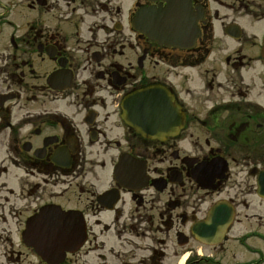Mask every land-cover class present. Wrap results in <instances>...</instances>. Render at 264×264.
I'll return each mask as SVG.
<instances>
[{
    "label": "flooded vegetation",
    "instance_id": "flooded-vegetation-1",
    "mask_svg": "<svg viewBox=\"0 0 264 264\" xmlns=\"http://www.w3.org/2000/svg\"><path fill=\"white\" fill-rule=\"evenodd\" d=\"M181 262L264 264V0H0V264Z\"/></svg>",
    "mask_w": 264,
    "mask_h": 264
},
{
    "label": "water",
    "instance_id": "water-1",
    "mask_svg": "<svg viewBox=\"0 0 264 264\" xmlns=\"http://www.w3.org/2000/svg\"><path fill=\"white\" fill-rule=\"evenodd\" d=\"M157 16H158V20L168 21L170 19V16L167 14L164 15L159 14ZM150 17H153L155 19V15ZM142 18L144 19V16H142ZM155 20L154 22L157 23ZM150 24L152 25V27L148 28L149 26L146 24L148 27L145 26L144 28H142L143 31H145L148 34H151L153 37H155L158 40L170 43V32H168V30H159L153 27V23ZM166 25L169 26V24ZM165 96L167 97V95ZM172 102L173 100L170 99V112H167L166 110L161 108L162 106H165L168 103L164 95L158 92V90L150 89L139 95L130 97L128 102H126V105L128 107L129 116L131 117L130 121H132L133 123H137L138 120L141 121V119H149V118L152 119L153 121H165L167 120V117H169L170 119L172 115L177 112L174 106L172 105ZM151 106H155V107L157 106V108H154L152 110ZM158 129H161V126H158ZM48 230L52 231L53 233H56V230H61V233H63V235L66 234V232L69 230L71 232V229L69 227L65 228L64 226L61 227V226L49 225ZM48 248L49 249L55 248V244L51 242L48 243Z\"/></svg>",
    "mask_w": 264,
    "mask_h": 264
},
{
    "label": "rangeland",
    "instance_id": "rangeland-1",
    "mask_svg": "<svg viewBox=\"0 0 264 264\" xmlns=\"http://www.w3.org/2000/svg\"><path fill=\"white\" fill-rule=\"evenodd\" d=\"M247 48H248V45L245 43L243 45L244 52H245V49H247ZM238 247L241 248V246H238ZM241 251L242 250H239V253H238L239 254V257H238L239 261L246 260L247 259V253H246V251H244V252H241Z\"/></svg>",
    "mask_w": 264,
    "mask_h": 264
},
{
    "label": "bare ground",
    "instance_id": "bare-ground-1",
    "mask_svg": "<svg viewBox=\"0 0 264 264\" xmlns=\"http://www.w3.org/2000/svg\"><path fill=\"white\" fill-rule=\"evenodd\" d=\"M181 264H182V262H181Z\"/></svg>",
    "mask_w": 264,
    "mask_h": 264
}]
</instances>
